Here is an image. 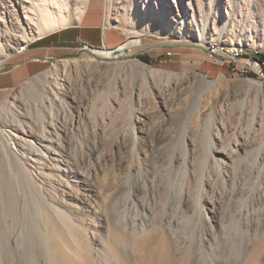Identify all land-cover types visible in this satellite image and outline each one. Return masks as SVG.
Here are the masks:
<instances>
[{
    "label": "rangeland",
    "instance_id": "1",
    "mask_svg": "<svg viewBox=\"0 0 264 264\" xmlns=\"http://www.w3.org/2000/svg\"><path fill=\"white\" fill-rule=\"evenodd\" d=\"M92 1L100 6H91L89 22L83 24L100 35L108 24L114 31L107 34L108 47L97 32H83L89 41L79 36L55 42L57 55L42 71L55 93L40 95L33 82L29 88L18 84L0 102L9 101L19 114L20 129L31 133L23 136L21 157L33 181L28 189H36L54 218L47 215L48 224L61 236L51 246L43 218L34 216V203L26 198L28 189H19L0 152V264H45L48 251L62 255L63 240L71 241V235L83 254L98 261L108 251L117 257L122 250L128 264H208L230 262L248 248L240 264H264V112L251 122V106L245 112L239 108L245 82L260 83L261 89L264 82L253 73H240L235 64L214 62L207 53L208 47L218 46L238 48L243 58L264 54V5L245 11L233 0ZM78 6L79 0H68L64 13L70 21ZM2 10L11 12L0 22V59H5L15 54L10 45L28 49L31 43L17 40L26 27L23 8L0 0ZM30 27L27 32L36 35ZM70 28L80 26L73 22ZM124 30L140 37L144 47L119 61L146 58L148 64L142 63L175 73L174 83L186 87L182 97L173 90L164 94L160 82L153 90L144 87L141 96L139 89L130 100L126 68L101 66L95 78L92 70L80 74L92 49L111 51L130 39ZM67 58L78 59L77 65L62 67ZM24 72L22 66L13 76ZM196 74L207 80L223 76L215 85L217 96H203L198 105ZM229 90L240 97L227 100ZM255 93L252 86L248 101ZM42 122L43 136L55 130L59 142L55 137L47 144L36 140L42 137ZM237 132L249 133L248 156L221 167L216 148L224 155ZM61 161L71 163L74 174ZM89 174L95 192L83 189L89 188ZM13 208L14 217L9 215Z\"/></svg>",
    "mask_w": 264,
    "mask_h": 264
},
{
    "label": "bare ground",
    "instance_id": "2",
    "mask_svg": "<svg viewBox=\"0 0 264 264\" xmlns=\"http://www.w3.org/2000/svg\"><path fill=\"white\" fill-rule=\"evenodd\" d=\"M8 1L14 7L15 6L17 7L20 5L23 8L24 20L26 21L25 22L26 27H24L22 34H20L17 37V40L25 44L32 43V42L34 43L37 40H40L42 36L50 34V33H54L56 30L69 28V26L72 25L73 22H77L80 20L85 10L86 4L88 2V0H79V6H78L77 13L75 14L74 19L70 21V19L66 17L64 13L67 10L68 0H8ZM233 2L235 3L236 7L245 9V11H250L252 9H256L259 7L261 8L264 5L263 0H233ZM52 6L56 7L57 11H54L51 8ZM3 10L0 13V22H3L2 18H9L11 16L10 11L3 12ZM30 26L35 27L36 35H33V33L27 32V29L31 28ZM123 33L130 39L124 41L121 45L118 46L117 49H113L111 51L108 50L106 47H103L101 49H92L90 52V58L88 60L89 63L88 65H86V67L82 68V70L79 71L80 74L81 75L85 73L88 74L92 70L91 76L95 78L98 73V68H100L101 66H104V67L106 66L110 68L111 67L126 68L127 69L126 71L128 73L127 76L129 78L128 79L129 81H127L128 82L127 89L129 92L130 100L132 99V96H135V94L138 92L139 89H140V96H141L143 94L142 92H143L144 87L149 85L148 88L149 89L151 88L153 90V86L155 85V83L160 84V82H161V85H160L161 89L166 88L165 90L162 89V92L164 94L173 90L177 92L176 94H177L178 99L182 97L183 91L186 90V87L183 88V83H180V82L176 83V81L174 83V80L176 79L175 73L171 71L155 69L136 59H131V60L123 61V62L119 61L121 58L131 55L133 50L141 49L144 47V44L142 43L141 38L138 36H134L131 30L129 31L124 30ZM10 47L12 49L14 48L15 54H23L25 52V49H27L28 46H20V47L17 46L16 49L14 45L13 46L10 45ZM207 50L213 51L214 53L218 54V56L235 55L237 56V58H243L242 51L238 48L211 46V47H208ZM10 57L11 55L7 56L5 59H0V70L3 68L5 60H8ZM248 59L250 62L258 61V60H254L252 57H248ZM77 61L78 59H75V58H72V59L67 58V59L62 60L61 65L64 68L70 65L75 66L77 65ZM42 62H46L50 64L53 63L51 59H46V61H42ZM53 65H57V63ZM111 73H116L114 71V68ZM255 76L257 80L264 82L263 76H257V75ZM33 77L26 80L22 84V86L29 88L31 87V84L33 82V84H36V86L39 87L36 90V93H40V95L41 94L43 95L45 93L49 94V92L51 91L55 93L54 88H53V83L50 81V78L47 76L45 72H39ZM194 77L195 79L199 81V85H201L200 92H198L196 95V101H195L196 105H198V102L201 101L203 96H207L208 98L209 97L212 98L215 95L217 96V94H215L216 92L215 85L221 80H223V76H219L217 79H214V80H207L204 75H200V74H196ZM156 80H158V82H156ZM245 86L247 88L245 89L244 95L239 100V108H240V112H245L247 107L251 106L253 110V115L251 116L252 117L251 122H253L255 119V116L256 118H259L257 116L262 115V113L264 112V97H263L264 89H261L263 87H261L260 83L250 81V80L245 82ZM252 86L256 87L257 93H255L254 97L248 101L249 90L251 89ZM259 94H262V96ZM157 96L161 98L162 95H161L160 90L157 92ZM225 97L228 100V99H236L240 96H239L238 91L229 90L225 92ZM20 126L21 124L19 122L18 112L11 110L9 101H6V100L3 101L2 105L0 106V152L3 153V155L6 157V164L8 167V171L9 173L12 172V175H13L12 177L14 181L18 183L19 189L25 190L33 186L31 174L21 161V159L24 158L23 155H24L25 150L23 149H25L26 141H27L26 138H24L23 136L27 135L30 132L29 131L26 132L23 129H20ZM50 126H51V129H54L53 125H50ZM43 127L44 126L42 122L40 126V133L42 134L43 140H41L42 137L41 138L36 137L37 141H40V143L47 144L48 142L47 140L51 141L52 137L56 138V142L60 141L59 133L55 130H53L52 132L51 131L48 132V136L46 135L43 136ZM231 144L233 145L232 147H230V143H228L227 145L228 148L226 149V152L224 153V155L222 153L223 151H219L216 148V152L222 154V156H220L221 161L219 163L221 167H227V164L236 165L237 161H240L248 156L246 150L249 147V145L252 144L249 133L243 134L242 132H237L236 134H234L233 141L231 142ZM43 148L45 150L47 146ZM39 151L41 152L42 155L46 154V152L43 150H39ZM241 152L245 156L241 155ZM11 160H13V164L17 166L18 171L14 169L15 165L11 164ZM64 162L62 163L65 164L64 165V167L66 168L65 171L68 172V174H74L73 173L74 170H73V167L71 166V163H68L67 161H64ZM89 178H90V174L87 175L86 177L87 184H88ZM88 187L89 188L84 186L83 187L84 191H89V189L92 192L96 191V188L93 186H90L89 184H88ZM28 192L29 193L26 196V198H30V201H33L34 203V210H33L34 216L43 218L45 222L44 230L50 236V244L51 246L54 247L55 244L57 243V238L58 237L61 238V236H60V233H58L56 230L52 228V226L48 224L47 215L51 216L48 212V207H46L39 201L38 197L36 196L37 191L35 188L28 189ZM25 206L27 207L28 205L25 204ZM13 209L14 210H11L9 215L14 217L15 216L14 211L16 212L15 210L16 208H13ZM61 214L62 213H60V215ZM53 219L54 218L52 217V220ZM34 234L35 235L39 234V230L37 229V227H36ZM6 244L8 245V243ZM16 244H18V241L16 242ZM23 245L25 246V244ZM61 247L64 252L62 253L60 257L55 256V254L50 251L47 252L45 264H128V258L126 256L127 254L123 253L122 250L119 251L117 257H114L113 254L110 251H108L106 253V257L104 256L105 257L104 261H98L92 255L87 256L86 254H83L80 249L78 241L75 240L72 237V235H71V241L63 240V245ZM254 247L255 245L252 246V249ZM259 249L260 248H256L253 254L257 253ZM131 253L132 255L134 254L133 252ZM248 254H249L248 248H244L242 252L240 251V253H238L237 258L234 260H231L230 262L229 261L219 262L218 260H215V261L213 260L208 264H236L235 263L236 261H238V264H240L246 261ZM185 256H188L187 252L185 253ZM8 260H9V257H8ZM256 260H258V257H256ZM15 262L16 261L14 260L10 263L15 264Z\"/></svg>",
    "mask_w": 264,
    "mask_h": 264
},
{
    "label": "crops",
    "instance_id": "3",
    "mask_svg": "<svg viewBox=\"0 0 264 264\" xmlns=\"http://www.w3.org/2000/svg\"><path fill=\"white\" fill-rule=\"evenodd\" d=\"M92 5L100 6L99 1H92L88 0L85 10L80 18L79 21H77V25L80 26L78 31L72 30L71 28L62 29L59 31H55L54 33H50L52 35L47 34L42 36L40 40H37L36 42H32L27 49V52L24 54H13L8 60H5V63L3 65V68L0 70V102L7 96V91L10 88H14L18 84H23L26 80L30 79L34 75L38 74L39 72H42L44 69V65L46 62H42L46 59H54L56 57V51L57 47L54 46L55 42H73L74 40H77L79 36H83L88 40V36H84L83 32L86 31L89 35V33H98V31L93 28L91 25H84L86 21V16L90 12V8ZM86 22H89L87 20ZM93 24V23H92ZM104 26L103 32L100 35L102 38L103 44L107 46V34L109 32H114L111 27ZM57 32V33H56ZM73 35V36H72ZM89 41V40H88ZM91 43V42H90ZM41 44L38 48H35L37 45ZM92 44H99L98 43H92ZM120 44V43H119ZM118 44V45H119ZM121 45V44H120ZM104 46V47H105ZM108 47V46H107ZM116 48V47H115ZM118 48V46H117ZM39 58L42 60L40 63H36L33 61V59ZM29 60L26 62V60ZM26 62V63H25ZM5 66H11L10 69H4ZM22 66L25 67V72L22 74L19 78H14L13 74L17 72ZM4 69V70H3Z\"/></svg>",
    "mask_w": 264,
    "mask_h": 264
},
{
    "label": "built area",
    "instance_id": "4",
    "mask_svg": "<svg viewBox=\"0 0 264 264\" xmlns=\"http://www.w3.org/2000/svg\"><path fill=\"white\" fill-rule=\"evenodd\" d=\"M27 52V49H25V52ZM23 53V54H24ZM209 59L213 60L214 62L218 63H231L236 65L237 71H239L242 74H250L253 73L257 76H263L264 77V61L260 62H250L247 57L244 58H237L235 55L230 56H218V54L214 53L213 51L207 50ZM34 62L40 63L42 60L39 58L33 59ZM46 61V60H44Z\"/></svg>",
    "mask_w": 264,
    "mask_h": 264
},
{
    "label": "trees",
    "instance_id": "5",
    "mask_svg": "<svg viewBox=\"0 0 264 264\" xmlns=\"http://www.w3.org/2000/svg\"><path fill=\"white\" fill-rule=\"evenodd\" d=\"M256 55H258V58H255L254 56H248V57H252L254 60H258V61H260V62H263V61H264V54H256ZM139 59H140L142 62L148 64V62L146 61V58H139Z\"/></svg>",
    "mask_w": 264,
    "mask_h": 264
}]
</instances>
